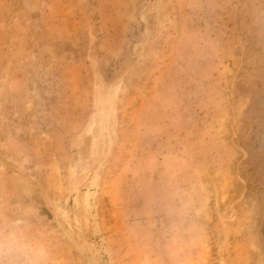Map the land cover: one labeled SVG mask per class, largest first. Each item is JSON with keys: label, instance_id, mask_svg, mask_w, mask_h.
I'll list each match as a JSON object with an SVG mask.
<instances>
[{"label": "rangeland", "instance_id": "374dc122", "mask_svg": "<svg viewBox=\"0 0 264 264\" xmlns=\"http://www.w3.org/2000/svg\"><path fill=\"white\" fill-rule=\"evenodd\" d=\"M0 264H264V0H0Z\"/></svg>", "mask_w": 264, "mask_h": 264}]
</instances>
